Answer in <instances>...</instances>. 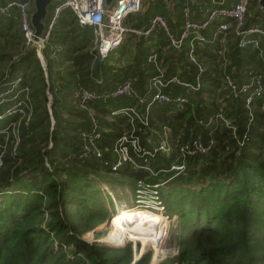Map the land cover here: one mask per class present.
Segmentation results:
<instances>
[{
    "label": "trees",
    "instance_id": "trees-1",
    "mask_svg": "<svg viewBox=\"0 0 264 264\" xmlns=\"http://www.w3.org/2000/svg\"><path fill=\"white\" fill-rule=\"evenodd\" d=\"M237 1L189 4L198 15L200 8L231 7ZM186 3L172 0L168 9L163 0H150L126 23L133 16L132 27H147L159 14L170 33L178 36ZM56 4L50 7L47 23ZM219 22L203 31L204 43H195L197 58L206 69L199 87L168 84L163 91L183 101L152 103L148 126L136 132L145 148L152 147L145 144L147 136L160 139L165 133L170 143L175 142L170 153L155 155L150 172L128 163L113 169V146L131 126L129 118L112 111L127 106L143 109L138 99L121 96L93 102V120L87 110L77 107L74 93L78 87L107 91L128 78L149 102L148 82L156 73L147 59L151 50L158 53L167 78L176 75L195 85L198 68L186 59L189 39L178 50L170 46L163 30L147 40L137 39L133 77L125 70L115 78L108 74L111 67L105 60L95 63L92 28L79 24L72 10L65 9L43 49L45 74L36 52L25 49L17 20L0 15L2 28L14 29L0 48V92L7 83L21 79L0 103V112L16 100L26 110L25 116L0 120V264H130L131 246L82 238L115 213L110 194L102 189L111 180L127 181L133 194L139 180L158 184L164 214L176 216L169 239L177 252L157 264H264V100L255 98L246 106L245 95L235 97L224 83L225 76L241 84L259 75L264 84V38L257 49L239 48L232 31L217 32ZM254 26L264 28V11L258 0H249L243 27ZM5 36L0 33V38ZM164 48L167 53L161 54ZM22 87L27 90L21 92ZM123 121L126 125L121 128ZM82 133L97 137L100 156L90 151L82 160L75 157L83 152ZM209 138L214 141L209 153L186 155L183 171L171 169L180 163L179 146L195 139L206 143ZM150 258L146 252L134 264H148Z\"/></svg>",
    "mask_w": 264,
    "mask_h": 264
},
{
    "label": "built area",
    "instance_id": "built-area-1",
    "mask_svg": "<svg viewBox=\"0 0 264 264\" xmlns=\"http://www.w3.org/2000/svg\"><path fill=\"white\" fill-rule=\"evenodd\" d=\"M184 2L188 3H186L182 9V29L178 36H174L168 30L165 18L159 14L154 15L151 18L147 27L135 28L125 25L124 22L127 17L141 11L142 0H115V4L110 9H106L104 0H58L54 7L53 15L46 25L44 34L38 39L41 46L45 48L56 18L60 12L65 9L72 10L76 15L79 24L87 25L92 28L93 44L97 51L95 63L98 65L106 60L110 53L122 43L126 33L133 34L136 39L147 40L153 32L163 30L166 33L170 46L177 50L181 48L184 40L189 39V48L186 52V59L195 64L198 68L195 85H191L188 82L181 80L176 75L167 78L164 74L163 68L158 62V53L155 50H151L147 59L154 64L156 73L148 82L149 89L152 91V97L149 102H147L144 95L137 93L132 81L128 78L120 81L107 91H97L86 87H78L76 89L74 96L77 107L87 110L89 116L93 118V120L96 114L91 107V103L96 101L105 102L109 99L125 96L129 98L136 97L138 102L143 105V109H138L136 106H127L112 111L113 115L121 114L129 118L131 126L129 132L122 134L113 146V152L116 156V162L113 165V169H116L123 163H128L134 165L136 168L151 172V161L157 153H170L174 150L165 133L155 145H152L151 148H145L140 144V133L138 134L136 132H142L144 131V128L148 126V113L152 103H163L171 100H176L178 102L183 101L182 97H174L163 91V88L168 84L173 83L185 87H192L194 89L199 87L200 74L206 69L197 58L195 53V43H204L206 41L203 31H205L210 24L214 21H220L217 32L232 31L237 38L236 44L239 48L249 47L251 49H257L260 46V39L264 38V28L258 26L249 28L243 27L246 7L249 0H238L237 3L231 7L213 6L200 8L198 15L194 14L191 9L190 2H193V0H184ZM210 2L214 3L216 0H210ZM31 7L32 0H9L5 3H0V15L17 20L23 35V43L26 50L34 42V29L30 24ZM225 37L226 36L223 37V40ZM222 52L223 50L220 53ZM20 80V78H17L6 84L8 87L0 92V103L5 101L6 96L19 86ZM224 83L228 86L230 92L235 97L240 94L245 95L246 106L251 105L255 98H261L264 100V84L259 75H253L248 81L241 84L236 83L229 76H225ZM26 90L27 88L22 87L20 91L24 92ZM48 98V104H50V94L48 95ZM12 99L16 100V95H13ZM15 114L20 116L26 115V110L23 107L21 100H16L12 105L6 107L4 111L0 112V120ZM208 121H211V119ZM82 136L85 142L83 145V152L75 157L82 160V158L86 157L90 151H95L96 154L100 156L101 153L94 141V138L96 139L97 137H91L85 133H82ZM213 146L214 141L212 138H209L206 143H202L199 139H195L189 145L179 146L177 159H180V163L173 164L171 169L176 172H181L184 169L183 160L186 155L207 154ZM136 158H142L141 162H138ZM157 186L158 184L149 185L145 184L142 180H139L137 182L136 192L140 194L148 192V200L149 197L157 200H154L156 206L160 208L159 210H164L160 201L157 199ZM140 201L142 200H137V203Z\"/></svg>",
    "mask_w": 264,
    "mask_h": 264
},
{
    "label": "rangeland",
    "instance_id": "rangeland-1",
    "mask_svg": "<svg viewBox=\"0 0 264 264\" xmlns=\"http://www.w3.org/2000/svg\"><path fill=\"white\" fill-rule=\"evenodd\" d=\"M113 3H115V0H113ZM170 6H171V4H170ZM143 7H144V3H143ZM170 9H171V7H170ZM233 38H234V36H233ZM233 38L231 37V39H233ZM119 124H120L119 126L121 128H124L126 125V123L124 121L119 123ZM125 129H124V131H125ZM150 138H151V140H155L157 137H154L152 135ZM156 140L158 141L159 138H157ZM157 141H155V142H157ZM173 142L174 141H171V143H173ZM173 148H174V146H173ZM102 189L106 194H108V195L110 194L112 201H113L112 206L110 205V209L115 210V213H116L117 209L122 210L125 207L127 209L124 210V213L122 212V214H127V213L131 214L130 212H133L135 210H133L131 208L128 209V208L131 206H135V205H140V206L150 205V206H153L155 208L157 207L156 203H155V201H157V200L153 199L152 197H149V200H148V195H147L148 192L144 193V194H140V193L136 192L135 194H133L131 185L127 181H124V180H122V181L120 180L118 182L111 180V182H107L106 184H103ZM140 195H143V196H140ZM137 200H142V201L137 203ZM158 212L164 214V210H158ZM137 214L151 216L154 218H161V217H156L153 215H147V214L141 213V212L140 213L138 212ZM175 217L176 216L169 217L170 221H171L170 229L168 230V232L164 236V240L162 241L161 244H159V246L156 247L155 244L154 245L153 244H145L143 239H135V238L123 239V240H121V244L118 246L119 247L120 246L121 247L131 246L132 251H133V260H134V258L138 259L142 254H144L146 252H150L151 258H150V261L148 264H157L162 259L166 258L169 255L170 256L174 255L177 252L176 248L174 246V242L170 241V239H169L170 238V232L172 230V222L175 220ZM114 219H113V221L115 223V221L118 219V217H115ZM106 220L103 223H101L94 230H91L89 232L84 233L82 235V238L88 242H93L94 240H96V241H100L104 244H107L109 246H113L114 244L110 243L108 241V239L110 237H113V236L118 237V233L116 230L113 229V226H114L113 221L110 222V227H109V224L108 225L105 224ZM133 260H132V262H133ZM132 262L130 264H132ZM134 263L135 262H133V264Z\"/></svg>",
    "mask_w": 264,
    "mask_h": 264
},
{
    "label": "bare ground",
    "instance_id": "bare-ground-1",
    "mask_svg": "<svg viewBox=\"0 0 264 264\" xmlns=\"http://www.w3.org/2000/svg\"><path fill=\"white\" fill-rule=\"evenodd\" d=\"M152 207V208H151ZM133 209L135 211L130 212L131 214H122L127 208L117 209L116 213L112 215L110 221L118 217V219L113 221V229L117 231L118 237L113 236L108 239V241L114 245H120L121 240L127 238L143 239L145 244H155L159 246L164 240V236L168 232L171 226L170 218L166 214L159 213L160 208L153 207L150 205L131 206L128 209ZM155 208V209H154ZM121 211V212H120ZM145 213L147 215H153L161 218H154L151 216L140 215L138 212ZM119 212V213H118ZM118 213V214H117ZM134 213V214H133ZM114 217V218H113ZM165 217V218H164ZM113 218V219H112ZM115 220V219H114ZM111 221V222H112ZM110 227V222H109Z\"/></svg>",
    "mask_w": 264,
    "mask_h": 264
},
{
    "label": "crops",
    "instance_id": "crops-1",
    "mask_svg": "<svg viewBox=\"0 0 264 264\" xmlns=\"http://www.w3.org/2000/svg\"><path fill=\"white\" fill-rule=\"evenodd\" d=\"M5 19H2L1 22L4 24L5 23ZM127 19L125 20V25L127 26H132V22H133V16H131L128 19V22L126 23ZM14 29H7L2 28V26L0 25V33L2 34H6L5 37H1L0 38V48L4 49V46H6V43L10 37V35L13 33ZM9 36V37H8ZM208 37H211V34H208ZM137 39L135 37H133V34L131 33H126L124 35V39L122 41V43L116 48L114 49L110 55L108 56V58L105 60V64H107L108 66H110L111 68H109L110 72H108V74L111 75V77H115L116 75L122 74L123 71L128 70L130 73H128L129 77H133V56L135 53V43H136ZM7 50V49H6ZM167 50V49H166ZM162 50L161 54H166L167 51ZM123 69V70H121ZM179 70V69H178ZM121 79L116 80L113 85H115L116 83H118ZM151 136H147L144 138L145 144L150 146V145H154L156 142V138L155 140H151L150 138ZM155 142V143H154Z\"/></svg>",
    "mask_w": 264,
    "mask_h": 264
},
{
    "label": "water",
    "instance_id": "water-1",
    "mask_svg": "<svg viewBox=\"0 0 264 264\" xmlns=\"http://www.w3.org/2000/svg\"><path fill=\"white\" fill-rule=\"evenodd\" d=\"M58 0H32V7H31V15H30V24L34 29V42L28 47L27 51L29 50H34L36 52V55L41 63V66L45 72L46 71V63H45V58L43 54V47L41 44L38 42V39L40 36H42L45 32L46 25H47V20L49 16V11L50 7L56 3ZM150 0H142V5H141V10L145 7V5L149 2ZM168 9L170 7L172 8V0H163ZM200 0H193L194 3L199 2ZM192 2V3H193ZM144 3V7H143ZM115 3H113V0H104V5L106 9H110ZM171 4V6H170ZM259 8L261 11H264V0H258ZM170 6V7H169ZM109 217L105 224L108 225L110 222ZM114 247H119L118 245H113ZM137 258H134L133 262L136 261ZM132 262V264H133Z\"/></svg>",
    "mask_w": 264,
    "mask_h": 264
}]
</instances>
